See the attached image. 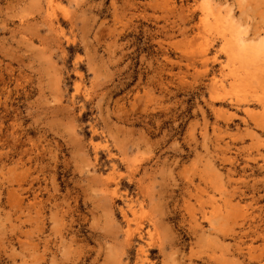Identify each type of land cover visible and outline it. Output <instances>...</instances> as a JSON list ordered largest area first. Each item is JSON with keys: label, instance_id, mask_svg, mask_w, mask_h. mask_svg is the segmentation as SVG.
<instances>
[{"label": "rangeland", "instance_id": "1", "mask_svg": "<svg viewBox=\"0 0 264 264\" xmlns=\"http://www.w3.org/2000/svg\"><path fill=\"white\" fill-rule=\"evenodd\" d=\"M54 1L0 0V264H264V54L201 22L264 0Z\"/></svg>", "mask_w": 264, "mask_h": 264}, {"label": "bare ground", "instance_id": "2", "mask_svg": "<svg viewBox=\"0 0 264 264\" xmlns=\"http://www.w3.org/2000/svg\"><path fill=\"white\" fill-rule=\"evenodd\" d=\"M55 1L54 0H46V9L49 11V10H52V8L57 4L54 3ZM213 3V1L210 0V3ZM216 2V1H215ZM207 3H208V0H207ZM220 3V2H219ZM209 5V3H208ZM212 5V4H211ZM214 5V4H213ZM213 5L211 6V8H213L215 10V8L213 7ZM220 5V4H219ZM206 6V5H205ZM221 6V5H220ZM217 7H218V4H217ZM225 8V7H223ZM227 10V9H226ZM219 11V10H218ZM217 11V14H219V12ZM229 11L231 12L232 10L229 9ZM229 11L226 12V14L228 13L229 14ZM47 14V13H45ZM231 14V13H230ZM229 14V15H230ZM224 15V14H222ZM228 15V16H229ZM202 19H201V22L203 25H205L206 27H210L215 29L216 30H219V33L222 37V49L224 50V53H225V56L227 58V60H230L232 62H236L238 64H242V63H246V61H249V60H255L257 59V57L259 55H263L264 54V31L262 32L261 36L260 35H255V33L253 34V37L256 36V39H259V42L254 46H252V48H250L249 50L246 49L240 42V40L236 37V35H238V32L234 33V30H233V27L235 24L236 26V20L234 18L235 15H234V18L233 20H235V22L232 20V23H229L231 26L233 25V27H231L230 25H226L224 26V23L222 22V19H224L223 17L221 18L219 15H214L212 10L210 8H206L203 9L202 11ZM231 17H227V18H231ZM231 18V19H232ZM230 19V20H231ZM226 20V19H225ZM228 20V19H227ZM229 20V21H230ZM239 22H237L238 24ZM200 24V23H199ZM238 26H240V24H238ZM201 27V26H200ZM203 27V26H202ZM237 27V26H236ZM235 27V28H236ZM207 29V28H206ZM210 29H208L210 31ZM202 30V29H201ZM205 30V29H204ZM207 32V31H206ZM208 33V32H207ZM241 33V32H240ZM258 33V32H257ZM213 34V32H212ZM211 34V35H212ZM251 36V35H250ZM252 37V38H253ZM241 38V37H240ZM243 39L244 38H247L246 36L245 37H242ZM241 39V40H243ZM248 39V38H247ZM251 39V38H249ZM244 41V40H243ZM242 41V43H243ZM246 41V39H245ZM245 43V42H244ZM248 43V42H247ZM254 47V48H253ZM202 54V53H201ZM206 54H203L202 57H205ZM201 57V58H202ZM228 63V62H227ZM229 65V64H227ZM247 66V65H245ZM254 68V67H253ZM256 70H257V67H255ZM263 68V67H262ZM247 72V71H246ZM253 72H255L253 70ZM240 73V72H239ZM245 73V72H244ZM248 74V73H247ZM250 75V74H249ZM263 79V78H261ZM214 80V79H213ZM259 80V79H258ZM239 81V80H238ZM215 82V81H214ZM129 207V205H128ZM122 214H123V217H126L125 216V212L124 210L122 209L121 210Z\"/></svg>", "mask_w": 264, "mask_h": 264}]
</instances>
